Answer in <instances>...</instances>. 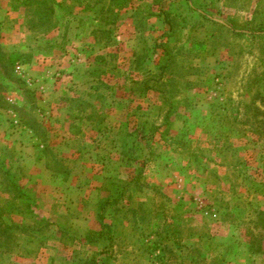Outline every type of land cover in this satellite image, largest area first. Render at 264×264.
<instances>
[{
    "label": "rangeland",
    "instance_id": "rangeland-1",
    "mask_svg": "<svg viewBox=\"0 0 264 264\" xmlns=\"http://www.w3.org/2000/svg\"><path fill=\"white\" fill-rule=\"evenodd\" d=\"M263 113L264 0H0V264H264Z\"/></svg>",
    "mask_w": 264,
    "mask_h": 264
},
{
    "label": "trees",
    "instance_id": "trees-1",
    "mask_svg": "<svg viewBox=\"0 0 264 264\" xmlns=\"http://www.w3.org/2000/svg\"><path fill=\"white\" fill-rule=\"evenodd\" d=\"M257 111H259L260 110V112H261V109H259V108H257L256 109ZM263 116H264V113H263ZM262 122L264 123V118H263V120H262ZM264 131V130H263ZM264 133V132H263ZM264 135V134H263ZM263 171H264V169H263ZM99 216V218L98 219H100V221H101V224H103V222H102V217H100V215H98ZM258 222H259V225L261 226V228H263L264 229V212H259L258 213ZM8 224V223H7ZM8 226H9V224H8ZM105 226V225H104ZM103 226V227H104ZM95 235V234H94ZM96 236H99V237H102L103 236V232H97L96 233Z\"/></svg>",
    "mask_w": 264,
    "mask_h": 264
},
{
    "label": "crops",
    "instance_id": "crops-1",
    "mask_svg": "<svg viewBox=\"0 0 264 264\" xmlns=\"http://www.w3.org/2000/svg\"><path fill=\"white\" fill-rule=\"evenodd\" d=\"M72 23H73V22H72ZM74 24H75V23H74ZM74 24H73V25H74ZM81 37H82V36H81ZM68 152H69V156H72V155H75V156H76V155H77V152H75V151H73V150H72L71 152H70V151H68ZM61 179H63V180L65 181V179H64L63 177H62ZM69 179H70V178H68L67 181H69ZM80 189H81V188H80ZM76 191H77V190H76Z\"/></svg>",
    "mask_w": 264,
    "mask_h": 264
}]
</instances>
